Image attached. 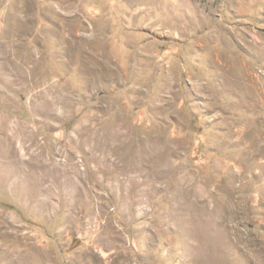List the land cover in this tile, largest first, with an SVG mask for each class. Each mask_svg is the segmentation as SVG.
<instances>
[{
	"label": "rangeland",
	"instance_id": "374dc122",
	"mask_svg": "<svg viewBox=\"0 0 264 264\" xmlns=\"http://www.w3.org/2000/svg\"><path fill=\"white\" fill-rule=\"evenodd\" d=\"M0 264H264V0H0Z\"/></svg>",
	"mask_w": 264,
	"mask_h": 264
}]
</instances>
